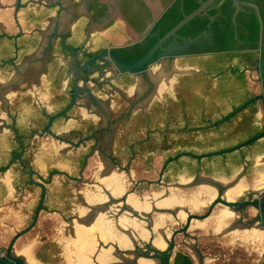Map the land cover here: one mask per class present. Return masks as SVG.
Wrapping results in <instances>:
<instances>
[{
	"label": "flooded vegetation",
	"instance_id": "obj_1",
	"mask_svg": "<svg viewBox=\"0 0 264 264\" xmlns=\"http://www.w3.org/2000/svg\"><path fill=\"white\" fill-rule=\"evenodd\" d=\"M197 1L198 7L204 0ZM174 5L183 10L182 0H0V128H7L11 146L0 174L10 172L23 206L36 199L25 227L44 193L29 232L55 221L57 244H71L75 223L92 224L105 212L112 234L93 231L90 262L110 248L105 264H164L166 258L168 264H264V137L221 155L171 160L184 151L227 149L262 131L259 101L211 125L234 110L236 95L232 78L214 75L213 22L231 11L227 41L249 54L240 60L246 74L240 91L252 94L246 102L264 94V0H239L236 13L232 0H214L201 15L205 28L195 36L179 28L162 44L193 41L174 50L173 65L157 62L158 50L143 64L148 82L114 65L108 53L93 59L104 49L125 61L143 57L171 28L162 31L159 20ZM236 62H225L226 71ZM170 69L178 72L151 96L152 73ZM187 79L197 80L191 97L178 92ZM75 86L74 105L55 117L71 103ZM39 149L52 152L44 169L35 165ZM129 196L148 206L128 205ZM161 199L169 202L157 205Z\"/></svg>",
	"mask_w": 264,
	"mask_h": 264
},
{
	"label": "water",
	"instance_id": "obj_2",
	"mask_svg": "<svg viewBox=\"0 0 264 264\" xmlns=\"http://www.w3.org/2000/svg\"><path fill=\"white\" fill-rule=\"evenodd\" d=\"M213 1L214 0H204L193 11H191L188 14H185L166 33H164L161 37H158L156 42L151 46V48L147 51V53L143 57H141V58H139L137 60H134V61L122 60L115 53V51H113V50L107 51L105 49L100 51V53L97 56H95L93 59L101 58L102 55L108 53L111 56V61H112V63L114 65H116L117 67H123L124 69H129L132 72H134L135 74L141 76L146 82H148L149 81L148 80L149 68L148 67H144L143 64L145 62L149 61L150 58H153L154 53L158 50V53H157L156 58H155L156 61L157 62H161V63L167 61L169 66L173 65V62H174V59H175L174 50L176 51V50L183 49V48H181L182 46H176V47L175 46H169L168 48H166L162 44L167 39L175 36L177 30L179 28H181L183 25H185L186 23H188L195 16L204 15L206 13V9L213 3ZM232 1H233V5L236 7V11H235V13H236L237 10H238L239 0H232ZM184 44H187V43H184ZM184 44H182V45L184 46ZM254 61L256 63L259 62L258 58L255 59ZM256 68L258 70H260L258 67H256ZM174 72H178V70L177 69H170L168 74L164 75L165 79L167 81H169V79L172 78V75H173ZM76 77H77V75L75 74V78ZM152 78L153 77L151 75V79ZM155 86H157V85L155 84V82H152V80H151V96L153 95L154 91H158L157 87H155ZM149 90L150 89H148L146 91V93H145L146 95L145 96L149 95ZM77 92H78V89L75 86L74 87V94H73L71 103L69 104V106L67 108H65L61 113H59L55 117L61 116L64 112L68 111L74 105L76 97H77ZM254 101H259L260 104H261V106H260V113H261L260 118L263 120V127H262V131L259 134L255 135V136H253V137H251V138H249L247 140H244L241 143H239V144H237V145H235L233 147L227 148V149L218 150V151L211 152L209 154H204V155H195V154H192L190 152L184 151V152H181V153L177 154L176 156L172 157L171 160L172 159L174 160V159H176L178 157H181V156H188V157H191V158H194V159H199L201 157H209V156H214V155H221V154H224V153H227V152L238 150V149H240V148H242L244 146L249 145L251 142H254L256 140H259V139L263 138L264 137V94L256 95V96L252 97L251 99L247 100L242 105H240L236 109L232 110L227 116H225L222 119H220L217 123L211 125V127H215L216 125H218V124H220L222 122H225L226 120H228L232 116H234L237 113H239L240 111L244 110L249 104H251ZM55 117H52L50 120L54 119ZM44 131H47V127H45ZM43 196H44V193H43L42 198L39 201V204H38V206H37V208L35 210V213H34L32 221L26 227H24L23 229L15 231L13 233L12 237L9 239L7 245L4 248L0 247V258L3 257L4 259H6L9 264H26L25 263V258L23 256L17 254L16 249H15V243L21 236L27 234L35 226L39 211L42 208ZM221 203H223L224 205L230 204V203H228L226 201H223V200H221ZM93 259H95V258H93ZM92 263L93 264H97L96 261H93ZM164 264H168L167 258L164 260Z\"/></svg>",
	"mask_w": 264,
	"mask_h": 264
},
{
	"label": "trees",
	"instance_id": "obj_3",
	"mask_svg": "<svg viewBox=\"0 0 264 264\" xmlns=\"http://www.w3.org/2000/svg\"><path fill=\"white\" fill-rule=\"evenodd\" d=\"M183 1V10L178 11V6L174 5L172 6L167 12L163 14V16L160 18L159 22L162 24L163 30L165 31L172 27L179 19L182 18L183 14L190 13L193 9H195L198 5L197 0H182ZM225 6L229 5V1L224 4ZM214 10H212L213 13ZM227 18H224L223 16H217L216 19L213 22V30L215 31L216 36L215 38V44L216 47L214 51L216 52L215 56L213 57V61L218 64V67L213 70L214 75H217L219 78H232L234 81L235 86V100L231 102L232 109H235L239 107L246 99H248L252 94H250L246 89L244 91H240L239 84L243 86L245 84V77L246 74L244 73L243 69L241 68L242 64L240 60L249 54L245 52H238L237 50L240 49V45L237 46H231L229 42L227 41V37H230L233 35V31L231 30L232 25H230V15L231 11H229ZM242 13H239L237 16V20L240 18ZM208 22L207 17L197 15L193 19H191L187 24H185L183 27H181V31L184 32L188 36H195L197 33H199L203 28H205L206 23ZM230 25V26H229ZM258 22L256 19V16L252 13V29L254 31V34L251 35L250 39L256 38V32H257ZM240 30V29H238ZM243 36L241 31L237 35V40H242ZM155 40V38L151 39V43ZM235 50L237 52H229ZM235 58L237 60L235 66L230 68L228 71H226V66L224 65L225 62L228 60H231ZM212 70L209 71L210 73L213 72ZM219 94H223V91H220ZM250 108V107H249ZM252 110H255L252 108ZM193 123V122H192ZM190 123V124H192ZM39 259L41 260L46 259L45 257H40L38 255ZM0 264H9L6 259L3 257L0 258Z\"/></svg>",
	"mask_w": 264,
	"mask_h": 264
},
{
	"label": "bare ground",
	"instance_id": "obj_4",
	"mask_svg": "<svg viewBox=\"0 0 264 264\" xmlns=\"http://www.w3.org/2000/svg\"><path fill=\"white\" fill-rule=\"evenodd\" d=\"M152 82H155L156 85H158V91H154V94H159V91L168 84V81L165 79V76L162 72L158 71L155 73H152ZM169 202V199H161L157 201V205H165ZM127 204L130 206H133L135 208H138L140 210H145V208L148 206L147 202L139 201V199H135L133 196H129L127 198ZM105 212L102 210L97 212L96 214V220L92 224L88 225H82L80 222L75 223V238L72 240L71 245L73 248V256L74 259L77 261L78 264H93L90 262V259L88 258V255L93 251L94 242L92 239L93 231L99 230L100 237L102 238H108L109 234H112V231L107 227L105 229ZM156 242H160L163 244L162 240H155ZM120 245L125 246L127 244L126 236L125 238H121L119 241ZM32 243L30 242L24 246L21 247L17 251L18 255H21L25 258L26 264H38V261L33 257L32 254ZM110 254V248L109 249H101L99 254L96 257V263L98 264H105L108 260ZM140 264H148L145 260H140Z\"/></svg>",
	"mask_w": 264,
	"mask_h": 264
},
{
	"label": "rangeland",
	"instance_id": "obj_5",
	"mask_svg": "<svg viewBox=\"0 0 264 264\" xmlns=\"http://www.w3.org/2000/svg\"><path fill=\"white\" fill-rule=\"evenodd\" d=\"M186 44H184V46L182 45L181 48H185ZM39 153L38 156H40L39 158L42 159L43 161H45L44 159L46 157H50L52 154V152L48 150H40L39 149ZM47 152L49 154H47ZM71 170V168L69 169ZM58 188V187H57ZM52 191H54V189H51ZM54 193V192H53ZM51 201H53V198L50 199ZM29 211L31 210V208H28ZM15 213L13 214H19L20 216H25L26 218L29 217L30 212L26 211H13ZM10 216V213H0V247L6 246L4 245V241H6V239L10 236V234L13 233V229H10L9 227L5 226L3 223H5V221H7V218ZM18 215H14V225L17 226L16 230L20 229V227H22L23 223H25L23 220L19 219L17 217ZM50 218H47L45 220L49 221ZM3 222V223H2ZM52 225H56V222H50V223H45V225L41 228H39L40 230L32 232L30 235L28 236H24L22 238H20L19 240H17V242L15 243V249L18 251L19 249H21L22 246L33 242L32 243V254L33 257L38 261V264H78L77 261L74 259L73 256V248L71 244H68V241L66 240V242H64L63 245L57 244L55 242H53V239H55L56 237H53V233L51 231ZM54 227V226H53ZM71 239V238H70ZM49 243L48 245H46V243ZM38 255L40 257H45L46 259L41 260V258L39 259ZM89 258V257H88ZM90 259V258H89ZM252 264H256L255 261L252 262Z\"/></svg>",
	"mask_w": 264,
	"mask_h": 264
},
{
	"label": "crops",
	"instance_id": "obj_6",
	"mask_svg": "<svg viewBox=\"0 0 264 264\" xmlns=\"http://www.w3.org/2000/svg\"><path fill=\"white\" fill-rule=\"evenodd\" d=\"M193 41L188 42L185 46H189L192 44ZM185 47V48H186ZM188 70H191V68H189ZM172 81V80H171ZM174 81H172L173 83ZM172 83L170 85V89L172 87ZM197 85V80H185L182 84V87L179 88L178 92L183 91L184 89V93L185 96L191 97V95L195 94V88ZM172 93V92H171ZM181 94V93H180ZM172 95H175V93L173 92ZM189 100V99H188ZM27 111H29V109H27ZM5 117L4 114L0 113V122L2 121L1 119H3ZM7 129V128H6ZM6 129H2L0 128V137H4V141L2 144H0V163H4L3 159H5L6 157H9V153H10V144L7 142L9 140V132ZM42 150V149H40ZM40 156L35 155V165L36 167L40 168V169H44L46 168L45 166L47 165V163L45 161H43L42 159L39 158ZM60 163V162H59ZM61 164V163H60ZM62 166V165H61ZM11 174L9 171L1 173L0 174V213H10V216L7 218V221H5V223H3L5 226L9 227L10 229H13V233L16 230V227L14 224V215H18L17 217L21 220H23L25 223H23L22 227H20V229H23L25 227V225L28 223L29 219H30V215H31V211H32V207H34L35 205V197H33L32 199H30V201H27L26 205H22L16 198V195L14 193L13 187L11 186ZM50 203V202H49ZM28 208H31V210L29 211ZM28 211L30 212V215L28 218H26L25 216H20L19 214H13L15 212L13 211H24L25 212ZM41 228V227H40ZM18 229V230H20ZM36 231V229L32 230L31 232L21 236L20 238L24 237V236H28L30 235L32 232ZM37 231H39V228H37ZM10 234V236L6 239V241H4V245H7L10 237L13 235ZM19 238V239H20ZM18 239V240H19ZM17 242V241H16ZM49 243H46V245H48ZM17 252V250H16Z\"/></svg>",
	"mask_w": 264,
	"mask_h": 264
}]
</instances>
